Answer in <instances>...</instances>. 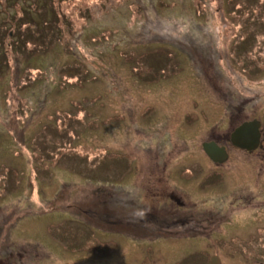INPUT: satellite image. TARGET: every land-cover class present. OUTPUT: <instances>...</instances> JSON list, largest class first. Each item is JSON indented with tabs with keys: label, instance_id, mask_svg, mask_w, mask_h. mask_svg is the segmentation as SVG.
<instances>
[{
	"label": "rangeland",
	"instance_id": "obj_1",
	"mask_svg": "<svg viewBox=\"0 0 264 264\" xmlns=\"http://www.w3.org/2000/svg\"><path fill=\"white\" fill-rule=\"evenodd\" d=\"M37 1L0 0V264H138L146 247L180 253L184 245L98 228L84 210L164 164L194 201L230 204L232 193L209 194L215 181L199 187L180 170L208 160L200 142L226 132L234 105L264 128V0H54L53 25L51 13L35 14ZM26 9L46 30L44 45L15 46L19 35L43 34L36 23L17 26ZM185 116L198 120L189 126ZM230 158L222 187L256 190V158ZM250 211L235 212L223 237L256 235L264 222ZM203 246L191 244L197 264L214 253L223 264H264V237L236 252Z\"/></svg>",
	"mask_w": 264,
	"mask_h": 264
},
{
	"label": "flooded vegetation",
	"instance_id": "obj_2",
	"mask_svg": "<svg viewBox=\"0 0 264 264\" xmlns=\"http://www.w3.org/2000/svg\"><path fill=\"white\" fill-rule=\"evenodd\" d=\"M245 106V104L241 103L234 105L230 113L228 109L227 122L223 126L226 132L219 136H214L211 133L207 139V142L214 141L219 147H223L222 152L227 153V158L219 159L221 157L219 155L217 158L211 159L206 154L208 160L203 165L197 166L190 163L189 166L182 167L180 170V175L184 178L200 177L199 187H204L206 182L215 181L219 189L209 193L210 195H219L223 192L225 194L232 193L233 197H231L232 201L229 205L223 208H214L213 206L199 204L198 195L184 194L172 185L171 176L175 168L170 167V164H164L163 168L160 169H154L155 166L144 167L149 174H147L143 183H134L131 188H128L130 184H126V187L118 188L116 190L118 196L112 191H106V199L101 205L99 204L96 208L89 206L84 212L93 216V221L98 228L110 233L125 232L134 241L142 243L166 241L158 242V248L168 247L169 244L184 245V247L180 248L182 249L180 253L172 252L166 257H156L153 250L151 251L150 248L146 247L138 264H197L192 256L193 250L190 251L191 244H203L202 248L204 250L207 249L205 251L209 252V247L212 248L213 246L218 248L231 246L233 248L237 244L244 245V243L258 242L259 239L264 237V225L257 226L255 229L256 235L249 234L246 238L235 235L227 240L223 237L227 227L235 226L234 213L237 211H255V217H259L258 219L264 222L263 119L257 115L240 119L241 113L246 110ZM120 119H123L122 114L113 115V123L118 122ZM254 119L260 121L258 128L256 130L250 129L251 134L249 135L242 133V141L247 146H254V148L246 149L234 144L233 141H236L237 138L232 139L233 130L242 125V123L253 121ZM197 120L198 118L193 120L185 116L183 122L190 126L195 124ZM254 136L255 139L253 140ZM200 143V148L203 150V142ZM233 150L242 156L256 158L255 161L258 166L255 168L254 174L258 177L253 180H256V185L258 186L256 190L245 188L226 191L222 187V174L225 175L224 164L231 159ZM116 154L118 158L125 155L133 157V159L135 157V160H137V157L133 154H126L122 151L116 152ZM139 169V167H134V171L137 172H134L133 178L140 172ZM188 170H190L191 176L186 177L183 173ZM143 173L145 174V171ZM234 193L236 194L234 195ZM193 198H196L198 202L194 201L195 199ZM212 244L215 245L211 246ZM232 250L236 252L237 249L233 248ZM214 256L217 257L218 264H223L218 253L210 255L206 261L199 264H210ZM244 256L246 257L245 254Z\"/></svg>",
	"mask_w": 264,
	"mask_h": 264
},
{
	"label": "trees",
	"instance_id": "obj_3",
	"mask_svg": "<svg viewBox=\"0 0 264 264\" xmlns=\"http://www.w3.org/2000/svg\"><path fill=\"white\" fill-rule=\"evenodd\" d=\"M5 3H9V4H11L12 2H14V1H19V0H3ZM39 1V0H38ZM37 1V2H38ZM53 1L54 0H40L39 2H38V7H39V10H38V12L39 13H35L36 15L37 14H39V16H45L46 14H44V13H46V11H47V13L49 12V13H51L53 16L52 17H50V18H48L46 21L47 22H49V23H52V25L53 24H56V16H55V10H54V4H53ZM46 4H48V7L46 6V8L44 9H41L42 8V6H44V5H46ZM41 13V14H40ZM19 17L17 18L18 20L19 19H21L19 22H18V24H17V26L20 28L21 26H24V25H30V23H36V25H37V27H39V30H42V27H43V25L40 23V22H37L36 20L34 21L33 19H31V18H34L35 16L29 11V10H23V11H21V14L20 15H18ZM30 20L31 22H29L28 20ZM46 21H44V22H46ZM27 27V26H26ZM29 27V26H28ZM43 31V34H32V33H29L28 32V36H29V38H27L28 36H26V34L25 35H19V33H17L18 35H19V41H17L16 42V44H15V46L17 47V48H20L22 45H24L25 44V42H26V40H28V39H30V40H33V42L36 44V43H41L42 45H44L43 43H45L44 42V38H45V36H46V30H42ZM15 32V31H14ZM43 36V37H42ZM25 46V45H24ZM12 47V44L10 45V48ZM34 47V46H33ZM6 51V50H5ZM34 51V50H33ZM29 53H31V51H29ZM5 55H7V51L6 52H1L0 53V62L2 63V65L4 64L5 65V71H6V68H8V66L6 67V63H7V65H8V62H7V60L5 59L6 57H5ZM4 65H3V68H4ZM4 70V69H3ZM4 73V72H3ZM0 76L2 77V74L0 73Z\"/></svg>",
	"mask_w": 264,
	"mask_h": 264
},
{
	"label": "water",
	"instance_id": "obj_4",
	"mask_svg": "<svg viewBox=\"0 0 264 264\" xmlns=\"http://www.w3.org/2000/svg\"><path fill=\"white\" fill-rule=\"evenodd\" d=\"M259 125H260V121L254 119L253 121L244 122V123H242V125H240L236 129H234L232 132V139L237 138L236 141H233L234 144H236L237 146H239L241 148L244 147L246 149H253L254 146H247L244 143V141H242V133L244 132L245 134L249 135V134H251L250 129L256 130ZM254 139H255V136H254L253 140ZM249 143H251V141H249ZM222 149H223V147H219L214 141L203 142V151L211 159H215L219 155H221V157L219 159L227 158V156H228L227 153L222 152ZM214 263L218 264L217 257H215V256L212 258V261L210 264H214Z\"/></svg>",
	"mask_w": 264,
	"mask_h": 264
}]
</instances>
